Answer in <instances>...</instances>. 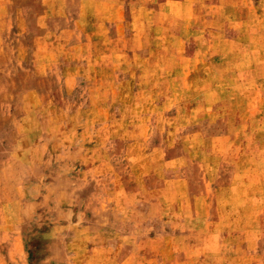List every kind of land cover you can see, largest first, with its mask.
<instances>
[{"label":"rangeland","instance_id":"374dc122","mask_svg":"<svg viewBox=\"0 0 264 264\" xmlns=\"http://www.w3.org/2000/svg\"><path fill=\"white\" fill-rule=\"evenodd\" d=\"M42 1L0 0L61 50L0 60V264H264V0Z\"/></svg>","mask_w":264,"mask_h":264},{"label":"crops","instance_id":"0c3cea01","mask_svg":"<svg viewBox=\"0 0 264 264\" xmlns=\"http://www.w3.org/2000/svg\"><path fill=\"white\" fill-rule=\"evenodd\" d=\"M49 1V0H48ZM46 1V3L44 4V1H42V5L39 6V8H42L41 11H39L36 15H35V24L37 25V27L39 26L40 28L43 27L44 25V21L43 19H45V17L47 15H50L51 17L54 16V14L56 16H60V11H59V5L58 8L56 9V5L54 0H52L51 2ZM44 5H46L45 7V11L47 10V14H43L42 10L44 8ZM36 9V6H35ZM23 35V34H22ZM24 37V36H23ZM42 36L39 35L37 37L33 38V51H28L25 50V48L23 45H21V48L19 49H15L14 51H8L5 49V44L3 43V36L0 34V60L4 61V66L7 63V59H10L11 57L15 60V62L17 64L20 65V73H25L27 72V69H24V63H28V60H30V66L31 69L35 76H41L45 70H46V66H48V64L50 65V62L52 63V61L54 60L55 62L60 58L61 56V50L58 51V47L56 48V51H53L52 49H48V46H46L45 48H41L40 43H41V38ZM92 37V36H91ZM5 39V38H4ZM79 40V39H78ZM23 44V43H20ZM51 47V46H49ZM75 51V50H74ZM71 52V49H70ZM65 58H68V56H64ZM12 63V60H11ZM10 64V60L9 63ZM3 64L0 63V73L1 71H5V68H1ZM31 88H34L31 90L32 93H34L33 91L38 90L37 86H30ZM37 92V91H36Z\"/></svg>","mask_w":264,"mask_h":264}]
</instances>
